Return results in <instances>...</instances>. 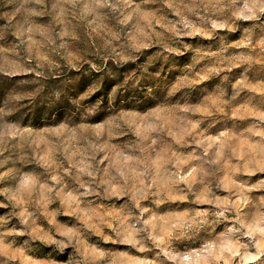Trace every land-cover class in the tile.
I'll list each match as a JSON object with an SVG mask.
<instances>
[{
    "label": "clouds",
    "instance_id": "clouds-1",
    "mask_svg": "<svg viewBox=\"0 0 264 264\" xmlns=\"http://www.w3.org/2000/svg\"><path fill=\"white\" fill-rule=\"evenodd\" d=\"M0 264H264V0H0Z\"/></svg>",
    "mask_w": 264,
    "mask_h": 264
}]
</instances>
